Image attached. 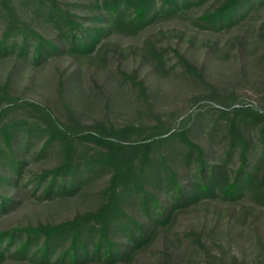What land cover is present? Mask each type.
I'll return each mask as SVG.
<instances>
[{
	"label": "trees",
	"instance_id": "1",
	"mask_svg": "<svg viewBox=\"0 0 264 264\" xmlns=\"http://www.w3.org/2000/svg\"><path fill=\"white\" fill-rule=\"evenodd\" d=\"M67 1L0 0V57L7 54L14 59L0 79V214L16 207L26 192L36 203L53 200L68 205L70 211L58 220L0 226V264H182L178 246L182 240L210 256L209 248L204 247V233L223 235L238 248L247 238L256 253H261L264 88L255 96V105H234L241 98L235 90L222 92L205 79L203 68L197 69V63L186 56L194 47L197 29L184 25L191 33L187 46L179 47L161 44L170 41L164 29L145 27L160 10L170 13L202 2L205 6H200L196 15L200 25L224 33V37L217 35L208 41L206 51L211 53H207L224 60L233 50L238 60L245 58L252 64L251 71L264 76V0H79L92 6L88 14L72 10ZM40 9L44 10V21L51 20L53 27L45 29L38 17ZM252 9L253 21L247 27L232 29V24ZM88 18L91 25L84 24ZM138 32L142 33L140 38ZM123 34L136 37L140 43L130 39L127 46L122 45ZM102 46L106 48L101 53ZM95 50L98 52L93 55ZM167 50L188 69L185 72L210 87L195 100L203 101L199 107L206 111L217 112L211 127L212 132H220L217 139L215 133L206 138L197 135L200 126L196 116L200 112L188 114L173 128L171 121L158 117L150 126L118 124L108 117L84 124L63 87L57 88V102L46 98L43 103L14 84L16 77L27 81L35 77L34 68L25 71L27 63L38 64L53 55H65L76 67L84 63L105 71L115 60V71L122 81L90 76L97 92L105 95L106 81L115 86L128 83L151 107L140 66L127 71L120 60L129 53L136 55L139 65L149 63L152 72L160 76L172 68L168 63L171 58L165 56ZM245 74L237 71L236 76L243 78ZM73 91L85 109L89 95L80 89ZM19 109V117L11 115ZM20 132L26 141L19 143ZM30 135L43 139L36 154L44 155L53 144L58 153L50 159L52 163L44 161L37 169H29L22 182ZM96 172H100V182ZM190 215L195 221L179 230ZM192 251L196 252L194 247ZM229 255V264H241L236 252ZM223 256H218L220 264H225ZM23 258L29 262L24 263Z\"/></svg>",
	"mask_w": 264,
	"mask_h": 264
},
{
	"label": "rangeland",
	"instance_id": "2",
	"mask_svg": "<svg viewBox=\"0 0 264 264\" xmlns=\"http://www.w3.org/2000/svg\"><path fill=\"white\" fill-rule=\"evenodd\" d=\"M67 2L72 10L79 12L85 11L87 13V11L92 8V6L88 4H82L79 0H68ZM201 3L192 4L183 10L178 9L170 13L160 10L158 15L155 16L151 23H148L145 28L147 30L153 26L155 27V29H153L154 31L164 29L163 33L170 41L163 40L161 44L165 46L171 43L172 46L178 45L179 47L187 46L188 36L191 33L190 29L186 30L184 25H187L189 28L193 27L197 29L198 32H196L198 34H196L197 38L194 47L188 49L186 56H188L191 61L197 63V69L203 68L205 79L214 86L222 88V92L227 91V93H230L231 89L235 90L236 94L241 98L236 101L234 105H255V96L261 88H264V76L251 71L252 64L247 62L245 58L238 60L233 50L229 52V55H227L224 60L213 58L210 54L211 51H206L208 48V46H206L208 41H211L212 37L214 38L217 35H219L217 37H224V33L222 30L200 25L202 22L197 19L196 15L200 10V6H205V4ZM27 6L31 9L29 4ZM43 13V9H40L38 12V17L42 21H44L45 17ZM254 16L255 11L252 9L245 18L233 23L232 29L238 25L247 27L248 24L253 21ZM89 20V18L86 19L84 24L91 25L89 24ZM44 24L45 29L54 25L51 20L44 21ZM179 29H184V34L177 33ZM141 34V32H138L136 36L140 38ZM176 35H180L181 38ZM120 36H122L120 38L121 44L124 46L128 45L130 39L132 42L137 44L140 43L139 39H136V37L129 38L128 34ZM135 43H133V45ZM104 47L102 46L100 50H98L102 53L106 48ZM75 48L74 50H79L78 47ZM96 52L98 51L95 50L93 55H96ZM165 56L171 58L168 63L171 64L172 68L167 70L168 73L160 76L152 72L153 70H151L149 63L146 64L143 62L139 65L141 60L136 55H130L129 53V55L120 60L121 67L127 71L140 66V75L146 76L148 92L152 100L151 107L141 98L136 88L130 87L127 85L128 83L123 82V84L115 86L109 81H106L104 83L105 95L97 92L90 80V76H94L95 79L98 78L99 80L105 76L114 83H120L122 81V77L115 71V65H117L115 60L110 61L109 67L107 68V70H109L105 71L104 69L94 70L91 66L84 63L77 64V68L74 62L66 59V56L62 54H59V56L53 55L50 59L38 64H31L30 62L27 63L30 60V53H28L26 56L28 68L25 71L31 69V67L34 68L35 77L27 81L22 78V76H19L15 78L14 84L19 89L25 90L28 96H32L43 103L47 101L46 98H48L51 103L54 101L57 102V88L63 87L67 98L71 100L84 124L92 125L96 119L108 117L118 124L134 122L140 124V126H150L151 123H155V118L158 117L160 121H171L173 128L177 126L180 119L187 117L188 114L192 113V115H194L193 113L200 112V114L196 116V124L200 126V132H198L197 135L206 138L210 134L215 133L214 138L217 139L220 132L218 130L215 132L211 131L213 125L212 118L217 112L210 110L206 111L203 107H199V104H202L201 102L203 101L195 100L196 97L209 92L210 87L204 84L200 79L194 78L185 72L188 71V69L177 60L172 52L167 50ZM13 61L14 59L8 58L7 54L0 57V79L3 80L7 68ZM94 61L96 60L94 59ZM244 61H246L245 64ZM97 62L100 66H103L99 59H97ZM242 62L244 64L243 70H241ZM237 71H246V76L243 78L237 77ZM20 74L22 75V73ZM75 89H80L84 95H89V99H86L84 103L85 109L76 94H74L73 90ZM21 114L22 109L11 113V115L15 117H19ZM193 117H191L192 120L195 119ZM60 118L64 119V116L62 115ZM17 138L19 143L26 141L25 135L21 132ZM27 140L30 144H28L24 152L27 163L22 171V182H25V176L28 174L29 169H37L39 165L45 164L44 161L48 162V164L52 163L50 159L55 158L58 153V147L53 144L46 148L43 152L44 155L41 153L36 154L42 145V137L30 135L27 137ZM81 143L88 146L92 145V143L87 141H82ZM77 147L79 151L80 145L78 144ZM18 150L21 149L18 148ZM85 151L88 155L91 153L89 150L85 149ZM99 176L100 172H96L98 182H100ZM19 182H21V180ZM27 186H29V183ZM1 190L2 188L0 187V191ZM26 193L27 194L21 198V201H19L16 207L10 208V210L0 214L1 227L25 224L28 221L34 222L36 219L58 220L70 214L69 206L64 203L50 200L47 203L39 204L30 196L29 192ZM194 218V215L186 216L179 230L182 229L186 223L189 224L190 221H195ZM232 241V239L224 237L223 235H215L214 237L213 234L207 235L204 233L203 242H206L204 243V247H208L210 250V256H206L201 247L194 246L186 240H182L178 243L182 253V264H209L210 261H216V264H220L218 262V256L221 253L224 255L223 260L225 264H229V260L231 259L229 254L231 253L232 255L235 252L238 254V259L241 260V264H264V241L262 246L263 251L259 254L256 253L254 246L250 244V240L247 238L243 239L241 248L235 246ZM193 247L196 250L195 253L192 251ZM23 260L24 263L29 262L27 259L23 258Z\"/></svg>",
	"mask_w": 264,
	"mask_h": 264
}]
</instances>
